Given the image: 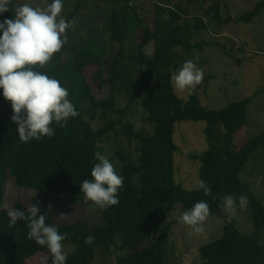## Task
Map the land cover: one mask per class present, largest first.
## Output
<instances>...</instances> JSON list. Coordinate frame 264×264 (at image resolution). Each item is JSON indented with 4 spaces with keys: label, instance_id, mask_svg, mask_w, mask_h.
<instances>
[{
    "label": "trees",
    "instance_id": "1",
    "mask_svg": "<svg viewBox=\"0 0 264 264\" xmlns=\"http://www.w3.org/2000/svg\"><path fill=\"white\" fill-rule=\"evenodd\" d=\"M127 2L110 0V34L103 48L95 49L91 40L81 47L66 43L44 67L37 69L55 77L69 90V99L78 111L63 127L52 125L56 129L54 136L21 143L16 124L10 119L11 103L0 95V264H43L46 258L51 264V255L44 252V247L27 238L25 222L18 221L15 227H8L7 208L2 206L4 184L10 182L18 187L64 196L70 206L86 203L79 184L91 179V168L97 162L95 153L102 152L101 142L114 130L115 124L121 125L128 143L132 139L139 140L140 148L136 161L129 147L113 151L124 181L118 193L119 203L103 212V225L90 226L83 219L60 221L43 197L13 199L11 207L21 210L40 204L47 216L46 223L58 225L59 231L67 234L63 243L76 246L67 264H90L97 253L98 264H111L109 255L114 250L123 254L112 264H168L166 250L171 226L168 223L159 226L168 211L175 203L190 208L195 202L205 200L209 215L219 214L223 211L221 197L225 194L246 198L253 229L249 234H242L232 224L224 226L220 238L199 247L200 264H264V245L259 239L264 229V206L251 192L250 185L239 177L248 154L264 145V131L247 142L242 140L240 145L233 143L246 135L251 97L221 110H210L202 105L197 88L187 99H180L170 80L183 61L195 57V50L202 51L204 45H209L203 40L191 42L195 34L207 29L204 17L217 25L226 22L221 21L219 1L213 0L210 6L206 1L207 6L202 7L203 17H195L192 26L182 7L155 4L151 25L141 28L136 56L128 52L129 14L133 10ZM10 7L12 12H4L0 19L12 17L15 0ZM78 7L79 4L66 20L71 21ZM262 9L264 0H259L234 21L251 22ZM138 20L140 22V18ZM66 34L68 36L69 31ZM150 43L153 52H144L143 48ZM68 48L72 56L64 61L63 53ZM131 62L139 71L137 80L132 77ZM86 66L95 67L92 82L99 90L106 87L108 95L99 98L92 93L82 76ZM66 73L81 77L82 87L77 90L67 87ZM207 81L208 76H205L203 92H206ZM116 95L125 100L123 108L118 106ZM138 96H141L146 119L153 125L152 132L134 133L126 121L128 107ZM97 110H100L98 118L106 122L94 129L92 121ZM112 113L119 115L117 121L109 118ZM187 121L207 123L204 133L211 147L199 156L192 153L188 156L200 159V180L210 186L208 195L202 190H186L173 179L174 153L178 150L173 134L176 124ZM89 235L94 240L86 244L85 238Z\"/></svg>",
    "mask_w": 264,
    "mask_h": 264
},
{
    "label": "rangeland",
    "instance_id": "2",
    "mask_svg": "<svg viewBox=\"0 0 264 264\" xmlns=\"http://www.w3.org/2000/svg\"><path fill=\"white\" fill-rule=\"evenodd\" d=\"M157 1L172 5L174 8L182 7L186 12L185 18L191 26L195 17H203L202 7L210 6L213 2V0ZM218 1L221 21L226 22L217 25V23L210 22L208 18L204 17L207 22V29L200 34H195L191 40V42L203 40L209 43V45L203 46L202 51H194L195 57L199 60L197 66L203 69L204 77L208 76L206 92H203V80L196 86V90L200 93L202 105L210 110H221L235 101L251 97L247 107L246 135L240 136L241 140L238 139L237 142H233L239 144L242 140L247 142L264 131V90H262L264 88V9L260 10L251 22H236L234 20L238 16L250 10L259 0ZM47 2L48 0H15V8L23 3H30L34 7H45ZM63 2L62 15L65 19L79 4L71 19L72 27L68 30L67 44L81 47L84 46V42L91 40L95 49L103 48L110 34V0H63ZM154 7V2H144L140 5L139 11L133 10L129 14L128 52L132 56H136L139 52L137 41L141 28L151 25ZM132 13L134 14L132 15ZM153 48V44L150 43L143 48V51L152 53ZM71 56L70 49H65L63 60L66 61ZM94 71L95 67L86 66L82 71L83 80L88 84L92 93L99 98L104 97L108 95V91L106 87L99 90L92 82L91 78ZM130 71L133 79L137 80L139 71L136 66L132 65V62L130 63ZM81 80V77L76 74H65L66 85L71 89H80L82 87ZM134 89L135 83H133L132 91ZM174 90L180 99H187L191 94L189 91L181 92L175 88ZM115 97L118 99V106L123 108L125 100L119 95ZM140 97L138 96L129 105L126 121L131 124L134 133L137 131L152 132L153 125L146 119V113L140 104ZM99 113L100 110H97L96 118L92 121L94 129L103 126L106 122V119L98 118ZM109 118H114L117 121L119 115L112 113ZM206 126L207 123L203 121H187L175 126L173 140L178 146V150L174 153L173 179L186 190L196 189L197 183L200 181L199 170L202 165L199 158H189V153L199 156L211 147L204 133ZM101 146V154L114 164L120 174L117 159L113 157V151L117 148L129 147L132 158L136 161L139 156L140 141L132 139L128 143L121 125L115 124L114 130L103 138ZM239 177L242 182L250 185L251 192L264 206V145L257 147L248 154ZM4 190L5 196L2 206L5 208L11 207L15 198L26 200L32 196H39L48 200L53 215L60 221L83 219L90 226L104 224L103 212L105 209L93 207L90 201L81 205L70 206L64 196H56L48 191L18 187L10 182L4 184ZM234 197L237 201L239 200V196ZM181 208L188 209L180 203H175L173 208L168 211L164 222L159 225L163 227L168 223L171 226L166 250L168 264H200L202 259L199 255V247L220 238L224 226L228 224L234 225L242 234H249L253 229L246 202L243 207L237 203L234 215H228L224 211L209 215L203 224L204 231L190 236L188 235L189 227L177 220ZM259 239L264 245V229L261 230ZM63 244L69 255L75 251L76 246L74 244ZM44 252L50 254L45 247ZM121 254L123 252L114 250L109 255V263L112 264L116 257ZM105 261L107 262V260ZM99 262L100 256L97 253L94 261L90 264H98Z\"/></svg>",
    "mask_w": 264,
    "mask_h": 264
},
{
    "label": "clouds",
    "instance_id": "3",
    "mask_svg": "<svg viewBox=\"0 0 264 264\" xmlns=\"http://www.w3.org/2000/svg\"><path fill=\"white\" fill-rule=\"evenodd\" d=\"M11 4L12 0H0V15L11 11ZM63 7V0H48L45 7L23 3L15 8L11 18L0 19V95L11 103L10 119L16 124L21 143L52 137L56 132L52 125L63 127L69 118L78 115L69 99V90L55 77L37 70L68 41L66 33L72 22L62 15ZM197 60L194 57L183 61L171 74L176 90L191 92L202 82L204 71L197 66ZM95 159L91 179L82 180L79 192L93 207L105 209L119 203L124 177L105 155L97 152ZM196 190H202L205 195L211 192L204 180L198 181ZM221 200L222 210L228 215L235 214L237 203L241 207L246 203L245 197L237 201L232 194H225ZM5 211L8 227H15L18 221L25 222L27 238L49 251L51 264H67L69 252L63 244L67 234L60 232L58 225L46 223L47 216L40 204H31L26 210L9 207ZM209 214L208 202L201 200L186 210L181 208L177 220L189 227L191 236L204 231L203 224ZM93 240L89 235L85 243ZM43 264H48L47 258Z\"/></svg>",
    "mask_w": 264,
    "mask_h": 264
},
{
    "label": "built area",
    "instance_id": "4",
    "mask_svg": "<svg viewBox=\"0 0 264 264\" xmlns=\"http://www.w3.org/2000/svg\"><path fill=\"white\" fill-rule=\"evenodd\" d=\"M144 2H154L155 4L159 3L157 0H128L127 4L132 8V10L139 11L140 5Z\"/></svg>",
    "mask_w": 264,
    "mask_h": 264
}]
</instances>
